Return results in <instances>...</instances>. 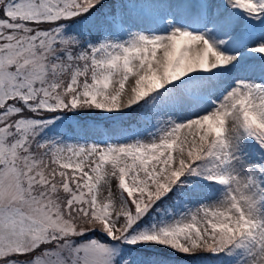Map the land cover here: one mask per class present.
Returning <instances> with one entry per match:
<instances>
[{"label": "snow or ice", "instance_id": "1", "mask_svg": "<svg viewBox=\"0 0 264 264\" xmlns=\"http://www.w3.org/2000/svg\"><path fill=\"white\" fill-rule=\"evenodd\" d=\"M0 264H264V0H0Z\"/></svg>", "mask_w": 264, "mask_h": 264}, {"label": "trees", "instance_id": "2", "mask_svg": "<svg viewBox=\"0 0 264 264\" xmlns=\"http://www.w3.org/2000/svg\"><path fill=\"white\" fill-rule=\"evenodd\" d=\"M106 4H111L112 0H105ZM102 126H107L109 125L110 122H106V121H100Z\"/></svg>", "mask_w": 264, "mask_h": 264}, {"label": "rangeland", "instance_id": "3", "mask_svg": "<svg viewBox=\"0 0 264 264\" xmlns=\"http://www.w3.org/2000/svg\"><path fill=\"white\" fill-rule=\"evenodd\" d=\"M114 2H115V0H112L111 4L114 3ZM107 126H108V125H107ZM105 127H106V126H105Z\"/></svg>", "mask_w": 264, "mask_h": 264}]
</instances>
